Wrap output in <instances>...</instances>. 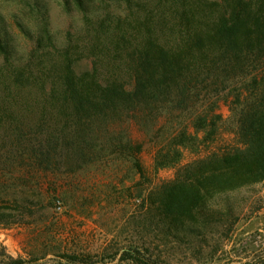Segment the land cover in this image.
I'll list each match as a JSON object with an SVG mask.
<instances>
[{
	"label": "trees",
	"instance_id": "1",
	"mask_svg": "<svg viewBox=\"0 0 264 264\" xmlns=\"http://www.w3.org/2000/svg\"><path fill=\"white\" fill-rule=\"evenodd\" d=\"M72 1L83 11L81 0ZM205 3L220 9L216 16L203 19L197 7L185 10L177 1L184 17L174 30L160 32L159 18L142 23L138 38L118 28L117 20H101L90 33L96 41L91 71L82 74L74 71L70 43L62 51L49 43L47 52L36 39L33 53L56 59L44 73L31 63L33 53L25 64H13L0 34V107L47 109L55 116L34 125L18 120L12 138L1 143L0 164L8 169L20 158L23 165L55 170L57 158L65 156L78 158V165L107 150L135 157L142 146L123 141L116 125L133 119L140 127H155L162 116L179 112L185 121L165 132L159 127L155 169L176 166L184 150L197 154L208 147L158 193L166 222L193 220L207 197L264 182V0ZM222 98L231 112L234 143L210 149L225 123L218 113ZM135 168L143 175L137 163ZM64 258L66 264H96L84 255ZM119 264L154 263L132 250L121 253Z\"/></svg>",
	"mask_w": 264,
	"mask_h": 264
},
{
	"label": "rangeland",
	"instance_id": "2",
	"mask_svg": "<svg viewBox=\"0 0 264 264\" xmlns=\"http://www.w3.org/2000/svg\"><path fill=\"white\" fill-rule=\"evenodd\" d=\"M177 1L185 10L197 7L205 19L216 16L219 9L205 2L227 0H81L85 13L72 0H0V34L16 65L31 58L36 39L47 52L49 43L58 51L70 43L74 71L82 74L91 71L96 41L90 35L101 20H117L122 23L118 28L135 31L138 38L144 32L142 23L154 24L161 18L159 30L165 33L184 17ZM31 63L47 73L56 59L36 51ZM224 98L218 113L225 123L210 149L234 143ZM48 117L55 116L47 109L23 111L2 105L0 147L12 138L18 120L28 118V124L34 125ZM185 120L176 112L159 118L155 127L149 123L140 127L133 119L116 125L123 141L142 146L135 157L107 150L78 165V158L65 156L57 158L55 170L23 165L20 158L8 169L1 163L0 264L12 260L66 264L68 255L89 256L96 264H119L121 253L132 250L152 257L154 264H264V182L207 197L193 220L170 225L163 218L161 188L208 147L197 154L184 150L176 166L155 169V145L163 138L159 127L165 132ZM135 163L143 175L137 173Z\"/></svg>",
	"mask_w": 264,
	"mask_h": 264
}]
</instances>
